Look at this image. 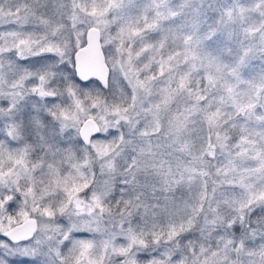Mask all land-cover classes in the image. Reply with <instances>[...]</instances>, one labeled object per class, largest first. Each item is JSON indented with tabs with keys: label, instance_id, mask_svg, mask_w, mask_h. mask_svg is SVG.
<instances>
[{
	"label": "snow or ice",
	"instance_id": "6c2138e0",
	"mask_svg": "<svg viewBox=\"0 0 264 264\" xmlns=\"http://www.w3.org/2000/svg\"><path fill=\"white\" fill-rule=\"evenodd\" d=\"M0 264H264V0H0Z\"/></svg>",
	"mask_w": 264,
	"mask_h": 264
}]
</instances>
